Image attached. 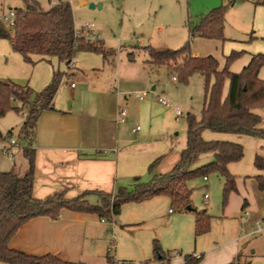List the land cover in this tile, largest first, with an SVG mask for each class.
<instances>
[{"label":"rangeland","instance_id":"rangeland-1","mask_svg":"<svg viewBox=\"0 0 264 264\" xmlns=\"http://www.w3.org/2000/svg\"><path fill=\"white\" fill-rule=\"evenodd\" d=\"M43 8L49 7L48 0H37ZM72 8L75 29L79 30L89 25V34L94 35L88 41H101L105 48L113 51L105 60L106 71L114 70L120 61L129 63L128 53L134 51L135 66H145L146 83L143 88L146 97L154 95L168 99L181 115L176 116L175 127L171 132L170 141L175 150H182L186 145V115L188 113L200 117L204 104L203 78L193 74L187 82L173 81L172 73L165 66H147V54L142 46L154 49H175L190 42V51L198 56L212 55L218 61L219 67L224 66V56L231 51H241V55L229 66L231 72H239L249 61L252 54H264V0H68ZM93 3V8L89 4ZM100 6H97V5ZM224 6V26L222 38H206L194 35L189 37V28L193 27L212 8ZM2 10L22 8L23 0H0ZM9 34L13 27L4 23ZM88 37V36H87ZM136 47V48H135ZM138 49V51L136 50ZM247 62L241 64V59ZM102 55L98 52L78 50L75 65L82 70L89 69L94 62L102 64ZM241 64V65H240ZM106 66V65H105ZM238 68L237 71L231 70ZM63 62L51 57L49 60H39L29 63L11 48L6 38H0V81H10L17 85L28 86L38 92L49 82L52 71H63ZM107 68L109 70H107ZM93 70V69H92ZM104 70V71H105ZM96 75L100 76L99 73ZM106 75V74H105ZM260 78L264 79V65L260 69ZM80 77L70 73L64 75L59 83L64 91H68L69 83ZM115 72L107 74L103 80H113ZM67 86V88H66ZM154 86V90L150 88ZM228 89L225 82L223 95ZM11 109L0 116V132L12 129L17 134L21 122L29 112L30 104L12 98ZM264 128V107L257 110ZM214 135H227L243 146V157L232 163L236 179V192L228 195L223 203V177L216 172L206 174L207 180L198 176L188 182L192 188L191 204L196 210L206 209L211 215L210 228L202 234L194 231V214L192 211H180L170 204L167 196L155 195L141 202H126L121 205L119 214L113 217L114 222L104 218L98 226L102 230V240L99 242L103 255L114 260L152 261L158 262L153 255V240H157L161 250L170 255V264H180L187 254L203 251L209 245L221 243L230 238H237L242 248L241 264H264V232L246 234L257 225L251 227L243 222L244 209H240L244 198L252 202L255 193L259 194L256 202V214L264 215V190H260L254 178V154L264 157V139L235 133H218L210 129L202 131L205 140H213ZM226 140V139H223ZM24 145L23 138L17 139ZM232 141V140H230ZM212 160L211 154L200 157L196 166L207 165ZM158 159L153 164L154 168ZM16 164V166H14ZM27 167V159L22 151L16 153L13 159L0 155V168ZM154 176L153 171L138 176V182H148ZM135 181L132 179L126 188L132 189ZM204 194L208 198H204ZM172 213L169 214L168 210ZM258 212V213H257ZM241 216H243L241 218ZM259 216V217H260ZM250 217V215H249ZM248 217V218H249ZM100 220V218L98 217ZM245 234V236H242ZM99 246V247H100ZM197 249V250H196ZM105 263L110 264L106 258ZM0 264H6L0 262Z\"/></svg>","mask_w":264,"mask_h":264},{"label":"trees","instance_id":"trees-1","mask_svg":"<svg viewBox=\"0 0 264 264\" xmlns=\"http://www.w3.org/2000/svg\"><path fill=\"white\" fill-rule=\"evenodd\" d=\"M49 2L51 0H48ZM48 8H43L37 0H23L24 7L14 8L16 15L13 31L9 34L0 21V38L8 39L11 48L18 52L24 61L57 58L68 65L78 50L98 52L108 59L113 51L105 48L102 41H88L75 33L71 4L68 0H54ZM233 1V0H232ZM230 0V2L232 3ZM264 4V1L262 2ZM224 6L212 8L199 21L189 28V37L194 35L206 38H222L224 26ZM147 54L149 66H165L177 75L176 80L187 82L193 74L203 78L204 104L200 117L186 115V145L180 151L179 159L170 171L154 175L148 182H138L134 177V187H117L113 192L100 190L85 191L67 198L63 191H57L45 198L38 199L32 194L34 177L33 135L39 113L50 109L58 85L66 72L53 71L49 82L42 90L35 92L28 86L23 87L10 81H0V116L11 109V99L30 104L29 112L23 119L17 135L23 138L25 146L22 154L27 159V170L23 175L13 171H0V262L6 264H84L66 261L53 253L32 255L9 246V240L28 220L37 216L56 219L61 209L95 214L99 218L119 214L121 205L126 202H141L155 195H165L170 204L180 211H192L196 235L206 233L210 228L211 215L206 209L196 210L191 204L192 188L188 182L198 176L216 172L223 177V203L228 195L236 192V179L228 169V164L239 161L244 154L240 143L227 140H205L204 129L218 133H235L256 136L264 139V129L260 127L261 117L255 111L264 107V79L259 71L264 65V54H252L248 63L239 71L231 72L230 64L241 55V51H231L224 56V66L219 67L212 55L193 56L190 42L175 49L157 50L142 46ZM136 48V47H135ZM138 51V49H136ZM134 51L128 53L133 61ZM228 89L223 95L225 82ZM7 130V135L12 133ZM1 135V132H0ZM211 154L207 165L196 166L201 156ZM92 156H98L97 153ZM153 161L148 170L152 169ZM253 166L259 172L254 175L257 186L264 190V157L254 154ZM95 194L99 202L90 203L86 196ZM153 255L158 262L169 264L170 255L164 253L157 240H153ZM200 256L187 254L181 264H196ZM110 264L116 261L107 256ZM134 264L133 261H126ZM227 264H239L235 259Z\"/></svg>","mask_w":264,"mask_h":264},{"label":"crops","instance_id":"crops-1","mask_svg":"<svg viewBox=\"0 0 264 264\" xmlns=\"http://www.w3.org/2000/svg\"><path fill=\"white\" fill-rule=\"evenodd\" d=\"M192 55L198 56L194 52ZM75 56L65 65L63 72L75 76L77 71L80 77L69 83L67 92L58 85L51 108L42 110L37 119L32 144L33 196L42 199L63 191L65 197L71 198L85 191L113 192L119 186L126 187L134 177L143 176L147 171H153L154 175L170 171L181 150L172 147L169 137L175 127L176 116L181 112L176 114L172 103L164 106L154 95L148 94L142 99L135 97V92L145 89V66L120 61L110 73L105 70L107 59H102L100 67L95 66L98 62H94V67L91 65L89 69L82 70L75 65ZM247 61V58L241 59V64ZM113 72V80H103L104 76L113 75ZM152 87L150 90H154L155 87ZM121 107L128 109L123 121L118 120L117 114ZM136 126L139 129L134 131ZM260 127L263 128L261 122ZM234 138L213 136V140L237 141ZM95 153L98 156H92ZM157 159V165L149 171V165ZM232 163L228 164L230 172H234ZM26 170V166L20 165L0 168V171H13L18 175H23ZM254 175L249 178H254ZM259 198V194L255 193L252 202L244 198L241 203L246 226L251 227L252 222L263 217V214L260 216L255 212ZM86 199L90 203L99 202L95 194H88ZM168 211L172 213L170 209ZM100 224L95 214L63 208L56 219L44 216L31 218L8 244L27 254L53 253L66 261L107 264V254L103 255L99 245L103 239L102 230L98 228ZM260 232L264 229H251L246 234ZM241 251L238 239L230 238L221 243L215 242L192 255L201 257L196 264H227L235 259L241 264Z\"/></svg>","mask_w":264,"mask_h":264},{"label":"built area","instance_id":"built-area-1","mask_svg":"<svg viewBox=\"0 0 264 264\" xmlns=\"http://www.w3.org/2000/svg\"><path fill=\"white\" fill-rule=\"evenodd\" d=\"M54 2H55L54 0H51L49 2V6L51 4H53ZM15 15H16L15 9L10 8V9L4 11L0 7V21H2L3 23L8 22L11 26H13ZM75 33L78 36L84 37L85 39L94 37V35L89 34V25H87V24L85 26H82L81 29H79V30L75 29ZM175 79H176L175 76H173V80H175ZM71 86H74V84L71 83ZM145 94H146L145 91H140V92L134 93L135 97H137L138 99H142L145 96ZM158 101L164 106H170L171 105V102L168 99H166L165 97L159 96ZM175 113L180 114V111L175 108ZM117 114H118V120L123 121L124 117H126L128 114V109L126 107H121L118 109ZM138 129H139V127L136 126L134 131H136ZM18 138H19V136L17 134H14L13 131L10 135H7V131L4 133H1V135H0V155L8 156L10 159H13L14 155L16 153L22 151V149L25 146V143H24V145H20L17 141ZM203 180H207V176H203ZM204 198L207 199L208 195L204 194ZM100 221L103 222L104 218H100ZM255 224L257 225L256 230L264 229V215L262 218L256 220ZM127 263L128 262H126V261H118V260L116 261V264H127ZM132 263H134V264H153L152 261H150V260L138 261V262L135 261Z\"/></svg>","mask_w":264,"mask_h":264},{"label":"water","instance_id":"water-1","mask_svg":"<svg viewBox=\"0 0 264 264\" xmlns=\"http://www.w3.org/2000/svg\"><path fill=\"white\" fill-rule=\"evenodd\" d=\"M94 6H95V5H94L93 3H90V4H89V7H90V8H93ZM97 6H100V5L98 4ZM152 88H154V87H152Z\"/></svg>","mask_w":264,"mask_h":264}]
</instances>
